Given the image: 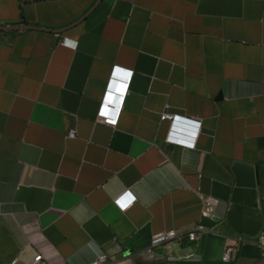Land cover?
Wrapping results in <instances>:
<instances>
[{
  "label": "crops",
  "instance_id": "obj_1",
  "mask_svg": "<svg viewBox=\"0 0 264 264\" xmlns=\"http://www.w3.org/2000/svg\"><path fill=\"white\" fill-rule=\"evenodd\" d=\"M0 27V264H264V0H0ZM165 109L201 121L193 148Z\"/></svg>",
  "mask_w": 264,
  "mask_h": 264
},
{
  "label": "built area",
  "instance_id": "obj_2",
  "mask_svg": "<svg viewBox=\"0 0 264 264\" xmlns=\"http://www.w3.org/2000/svg\"><path fill=\"white\" fill-rule=\"evenodd\" d=\"M133 71H124L117 67H114L111 76L109 78L107 84V92L106 97L100 102L98 112H97V119L103 124L109 126H116L119 118V114L122 110V104L124 97L126 95L128 85L131 79ZM127 79L126 85L123 88L118 89L122 95L119 96V100L116 106H111L110 103H114L113 96L110 94V90L114 89V82L116 81V77L123 75ZM160 120H168L171 123V128L168 132V135L165 139L167 143L176 144L183 147L193 148L197 139V136L201 129V121L198 119H191L187 117H183L174 113L168 112L166 109L161 113ZM178 125H183L185 127H190L191 130L189 131V135H185L180 133L178 130H182L181 128L178 129ZM75 136L74 131L68 132V137L72 138ZM124 197H128V200L123 201ZM136 201V197L130 193L129 190H125L121 195L114 198V203L121 209L125 210L130 205H132ZM203 218H214V206L212 202L208 199H202V209L200 214L199 223L193 227V229L188 233V235L192 237H197L199 231L202 228H206L201 221ZM208 228V227H207ZM180 234H178L174 230L169 231H161L159 233L153 234L150 239L149 243L142 249L143 253L148 257H153L156 249L163 244H168L177 241L180 239ZM257 242L262 247L264 251V230L260 231L257 235ZM233 248L227 247L224 250L222 255L223 261H230L232 257ZM43 261V255L41 253H37L31 259V261L27 264H39ZM85 264H114V259L106 252H101L93 261Z\"/></svg>",
  "mask_w": 264,
  "mask_h": 264
},
{
  "label": "water",
  "instance_id": "obj_3",
  "mask_svg": "<svg viewBox=\"0 0 264 264\" xmlns=\"http://www.w3.org/2000/svg\"><path fill=\"white\" fill-rule=\"evenodd\" d=\"M2 27H0L1 29ZM217 222V219L216 217L212 218V219H209V218H203L201 223L206 226V227H212L216 224Z\"/></svg>",
  "mask_w": 264,
  "mask_h": 264
},
{
  "label": "snow or ice",
  "instance_id": "obj_4",
  "mask_svg": "<svg viewBox=\"0 0 264 264\" xmlns=\"http://www.w3.org/2000/svg\"><path fill=\"white\" fill-rule=\"evenodd\" d=\"M74 46V45H73Z\"/></svg>",
  "mask_w": 264,
  "mask_h": 264
}]
</instances>
